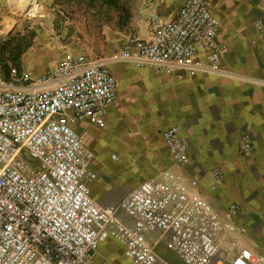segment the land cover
Segmentation results:
<instances>
[{"label": "built area", "instance_id": "obj_1", "mask_svg": "<svg viewBox=\"0 0 264 264\" xmlns=\"http://www.w3.org/2000/svg\"><path fill=\"white\" fill-rule=\"evenodd\" d=\"M220 28L212 0H184L174 19L125 42L112 60L171 76L226 75ZM109 62L69 52L51 75L11 66L9 79L0 78V264H113L95 262L108 239L131 264H170L161 244L184 264H264L249 248L222 258V235L232 228L227 219L238 207L223 216L196 179L164 169L125 194L118 208L97 201L89 185L93 153L76 126L105 128L106 114L118 107ZM162 136L174 163L187 165L184 129L173 126ZM252 149L243 134L240 151ZM212 172L216 184L222 181L221 169Z\"/></svg>", "mask_w": 264, "mask_h": 264}, {"label": "crops", "instance_id": "obj_2", "mask_svg": "<svg viewBox=\"0 0 264 264\" xmlns=\"http://www.w3.org/2000/svg\"><path fill=\"white\" fill-rule=\"evenodd\" d=\"M155 1L143 24L171 21L184 0ZM28 3L21 0V11L31 9ZM212 6L227 42L226 75L171 76L129 62L109 64L119 83L118 107L106 114L105 128L87 121L76 128L93 153L92 168L107 175L101 187L89 181L100 201L116 200L169 169L196 179L199 192L223 216L238 207L227 219L232 228L222 235V258L249 248L264 259V0H212ZM39 7L41 13L29 19H68L48 0ZM14 13L0 0V19H16ZM173 126H181L189 139L187 165L174 163L163 139L162 131ZM243 134L252 139L249 155L240 151ZM216 168L223 172L217 184ZM103 261L131 264L113 239L96 252L95 262Z\"/></svg>", "mask_w": 264, "mask_h": 264}, {"label": "rangeland", "instance_id": "obj_3", "mask_svg": "<svg viewBox=\"0 0 264 264\" xmlns=\"http://www.w3.org/2000/svg\"><path fill=\"white\" fill-rule=\"evenodd\" d=\"M6 1L16 19H0V75L5 79L11 66L31 70L36 76L51 75L69 52L107 59L111 65L121 63L112 60L120 46L147 37L156 25L141 21L147 19V10L155 0H48L68 19H29L38 16L42 8L32 11V16L14 5L16 0ZM17 1L20 4L21 0ZM46 1L37 0V4L41 6ZM93 170V181L101 187L107 175L101 169ZM94 195L100 204L117 208L125 196L100 201ZM159 249L170 264H184L162 244Z\"/></svg>", "mask_w": 264, "mask_h": 264}, {"label": "bare ground", "instance_id": "obj_4", "mask_svg": "<svg viewBox=\"0 0 264 264\" xmlns=\"http://www.w3.org/2000/svg\"><path fill=\"white\" fill-rule=\"evenodd\" d=\"M14 5H16L18 7L20 6V4H18V1L17 0L14 2ZM28 6L31 9H33V11H39L40 10V7L36 4V0H29ZM22 9L23 8H20V10H22ZM31 9H26V11L24 13L29 14V15H33Z\"/></svg>", "mask_w": 264, "mask_h": 264}]
</instances>
